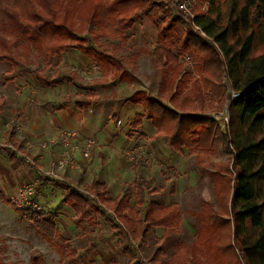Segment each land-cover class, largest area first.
<instances>
[{"label": "rangeland", "instance_id": "1", "mask_svg": "<svg viewBox=\"0 0 264 264\" xmlns=\"http://www.w3.org/2000/svg\"><path fill=\"white\" fill-rule=\"evenodd\" d=\"M162 1V9L149 7L138 13L133 27L124 32L127 40L121 43L120 54L132 55L134 63L127 67V75L121 79L114 72L107 83H94L104 72L72 49L61 52L59 64L56 56L44 60L35 50L23 53L16 46L12 57L0 61V191L4 196V199L0 198V264H59L54 244L58 241H46L34 224V219L40 217L52 222L70 247L77 251L78 264H153L151 258L158 248L163 253L160 258L165 261L176 254L189 258L195 254L201 263L209 262L210 255L197 238L201 225L195 214L201 210V201L215 209L218 207L213 179L203 169H213L209 159L212 163L231 164V152L226 150L221 136L215 137V142L205 153L173 150L166 137L157 133L147 119L144 118L138 127L132 126L135 114L142 113V108L133 105L129 99L137 91H144L161 99L165 106L176 109L170 100L172 95L178 100L190 95L191 104L187 101L183 110H176L214 119L230 140L229 107L227 126H223L220 113L234 89L218 51L223 62L222 103L220 97L206 88L207 56L201 53L199 59L192 48L180 51L181 41L187 35L175 27L185 26V23L171 8L170 0ZM165 15L171 21L169 37L173 43L167 46L179 55L178 62L182 66L178 75L166 76L167 81L155 65L153 53L160 44L156 21ZM107 41L119 43L118 40ZM183 73H186V79ZM66 76L75 78L50 87L40 80ZM177 86H183L181 94L175 93ZM64 113L78 123V127L71 129L89 133L96 139L93 149H97L96 153L92 152L90 160L83 159L84 164H95L92 174L99 172L107 181L111 179V165L118 170L128 167L129 173H123L125 180L110 184L111 195L128 193L130 205L138 208L141 217L151 201L176 203L181 217L176 228H153L146 240L136 242L124 230L112 228L111 212L106 211L105 216L94 214L93 222H87L60 202L70 189L62 180L48 178L44 173L50 162L67 148L59 143L60 133L69 130L60 120ZM20 143L28 157L12 160L6 149L14 150ZM18 155L22 157L21 152ZM199 160L204 162L203 166L198 164ZM85 170L86 166L78 174H84ZM68 172L59 175L70 183L83 185L95 195L88 184L76 181L75 177L72 179ZM31 201L39 204V216L33 213ZM95 203L103 209L98 201ZM205 242L209 244L205 246L208 248L214 244Z\"/></svg>", "mask_w": 264, "mask_h": 264}, {"label": "trees", "instance_id": "2", "mask_svg": "<svg viewBox=\"0 0 264 264\" xmlns=\"http://www.w3.org/2000/svg\"><path fill=\"white\" fill-rule=\"evenodd\" d=\"M209 1V9L199 12L195 20L205 37L198 33L186 34L180 51L192 48L199 59L201 53L207 56L204 82L217 97H222L220 78L223 71L217 51L222 55L231 87L240 93L229 105L230 140L214 119L176 110H183L187 101L191 104L187 94L179 100L172 95L170 100L176 109H171L161 99L137 91L129 100L133 105H139L142 113L135 114L132 126L138 127L145 118L157 133L166 137L173 150L186 149L189 154L208 152L216 136L223 138L232 161L231 164L212 163L209 159L213 169H203L213 179L218 208L200 202L201 210L195 214L201 225L197 238L210 255L207 264H264V0ZM149 7L162 9L163 1L0 0V61L12 57L16 46L23 53L35 50L44 60L56 56L59 64L61 52L72 49L104 72L94 83H107L114 72L121 79L127 75V67L134 63L132 55L120 54L119 47L127 40L124 32L133 27L134 17ZM168 18L165 15L156 21L160 44L153 51L155 65L162 71L164 81L168 80L169 74L176 76L182 71L179 55L168 47L173 44ZM164 23H168L166 27L161 26ZM107 40H118L119 43ZM182 76L186 79L187 75L183 73ZM73 78L47 80L43 77L40 80L50 87L61 81L71 82ZM182 90L183 86H177L175 93L181 94ZM6 151L12 160L28 157L21 143L14 150ZM203 163L198 161L199 165L203 166ZM90 188L103 209L96 206L95 200L69 190L60 202L87 222H93L94 214L105 216L106 211L111 212L112 228L124 230L133 241L146 240L153 228L173 230L181 222L176 203L151 201L141 217L138 208L130 205L128 193L108 198L105 186L97 181H93ZM0 198L4 199L1 191ZM33 213L35 216L40 214ZM34 224L46 241H58L54 244L59 264H78L77 251L70 247L52 222L40 217L34 219ZM206 240L214 244L205 247L209 246ZM125 250L134 258L130 250ZM162 254L160 248L156 249L151 262L203 264L195 254L190 258L176 254L166 261L160 258Z\"/></svg>", "mask_w": 264, "mask_h": 264}, {"label": "built area", "instance_id": "3", "mask_svg": "<svg viewBox=\"0 0 264 264\" xmlns=\"http://www.w3.org/2000/svg\"><path fill=\"white\" fill-rule=\"evenodd\" d=\"M169 4L185 23V26L177 25L175 27L178 32H186V34L198 33L204 35L201 28L195 23V20L199 13L198 10L207 11L209 9V0H170ZM239 94V92L231 90L224 105L223 112L220 113V119L223 126H227L229 123V104L234 99H236ZM59 143L66 146L67 148L50 162L48 169L44 174L48 178L62 180L67 184L71 191L98 201L96 195H93L90 191L80 185L70 183L66 179H62V177L59 175L64 171H73L78 167V162L75 156V152L77 151L80 153L83 159L90 160L92 158V152L96 144V139L92 136L82 137L80 133L75 130H64L59 135ZM29 203L31 204L33 212L41 213L40 206L36 201H31Z\"/></svg>", "mask_w": 264, "mask_h": 264}, {"label": "crops", "instance_id": "4", "mask_svg": "<svg viewBox=\"0 0 264 264\" xmlns=\"http://www.w3.org/2000/svg\"><path fill=\"white\" fill-rule=\"evenodd\" d=\"M60 120L62 121V125L64 127L68 128L69 130H73L71 128L78 127V123L75 122L74 117H71L69 114L64 113V116L62 114V118H60ZM79 133L82 137L91 136L89 133H83L82 131H80ZM96 150L97 149H95L93 151V153H96ZM75 156H76V160L78 162V167L75 170L68 172V175H70L72 177V179L76 178L75 179L76 181L79 180V182L82 184H88L89 187H91V183L93 181H97L99 183H102L105 186L108 198H116L118 196H121V195H115V196L111 195L110 184L112 185L114 182H117V184H118L119 182H122V180H125V179H123V178H125V177H123L124 176L123 173H126V174L129 173L128 167H125V168H122L121 170L120 169L118 170V169H115L113 165H111V172H112L111 173L112 174L111 179L106 181V180L102 179V177H100L101 175L99 172L92 174V172H95L94 171L95 164L94 165L84 164V160H83V158L79 152L76 153ZM85 166H86L85 173L84 174H82V173L78 174V172ZM96 169H97V166H96ZM69 191H71V190H69ZM109 196H111V197H109Z\"/></svg>", "mask_w": 264, "mask_h": 264}]
</instances>
